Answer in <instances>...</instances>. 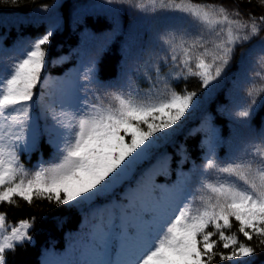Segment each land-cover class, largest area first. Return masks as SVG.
<instances>
[{"label": "snow or ice", "instance_id": "1", "mask_svg": "<svg viewBox=\"0 0 264 264\" xmlns=\"http://www.w3.org/2000/svg\"><path fill=\"white\" fill-rule=\"evenodd\" d=\"M86 11L127 13L142 27L129 34L114 82L100 78L95 54L74 75L52 79L46 68L64 59L48 60L58 19L18 38L27 46L0 70V264H15L9 256L35 243L42 217L10 215L38 201L83 213L65 252L46 250L42 264H255L264 251V131L249 122L264 106L256 70L264 68V0H103L78 21ZM6 39L0 34L4 51ZM192 79L205 96L228 81L231 93L244 91L223 106L237 139L220 155L226 141L205 112L188 132L203 133L200 163L180 144L173 170L160 149L201 106Z\"/></svg>", "mask_w": 264, "mask_h": 264}, {"label": "trees", "instance_id": "2", "mask_svg": "<svg viewBox=\"0 0 264 264\" xmlns=\"http://www.w3.org/2000/svg\"><path fill=\"white\" fill-rule=\"evenodd\" d=\"M22 5L28 7H14L0 4V34L7 37L3 42L7 46L4 51L0 46V70L5 68L12 59L19 55V51L27 46V39L18 38L34 37L42 33L54 20H59L60 27L56 31L51 45H49L48 60L53 58L64 57L55 66L49 63L46 71L51 73L52 79L64 78L69 76L72 71L79 68L82 61H86L90 56L95 54L99 60L100 78L114 82L119 76L124 59L123 50L129 41V34L137 30L143 35L142 27L138 29L133 18L127 13H119L114 16L112 13L102 11H86L77 20V13L82 12L88 5L103 3V0H36L33 5L32 0H20ZM41 3L49 5L48 12H37L34 8ZM118 31L115 38L104 43L103 37L113 35V29ZM14 41L16 42L14 44ZM239 59V50L237 57ZM237 64L234 61L232 68L229 70V76L236 70ZM256 70L264 72L259 63ZM259 78L257 85H259ZM189 90H197L198 98L201 100V106L195 109L184 124L182 130L174 137V143H169L161 147L160 151H167L172 156V168H176V162L179 157L176 155L177 148L180 144L187 147L191 157L197 164L200 163V154L202 149L199 142L203 133L196 136H189V130L200 125L203 114L211 113L214 123L217 125L226 144L219 149L220 155L227 152V145L237 139V125L225 112L223 106L231 108L233 95L239 99L245 98V93L241 89L237 93H231V83L226 82L222 88H218L210 96H205L207 90L199 87L197 80L192 79L188 82ZM264 100V97H261ZM250 129L254 133L264 131V106H259L255 111L250 122ZM247 132V130H243ZM46 147V146H45ZM50 149L45 150V159H48ZM27 161V157L24 158ZM37 157H32L31 164L36 163ZM31 164L28 166L31 167ZM185 170L191 167V162L185 164ZM173 179L175 173L173 172ZM158 182H163V177L157 178ZM22 204V211L10 215V219L35 214L42 219H38L34 230L35 243L25 248H20L14 256H9L10 261L15 264H42L46 250H52L57 254H63L68 247L70 238L83 228V213L79 209L56 208L49 205L46 201H38L37 205L29 209ZM255 243V241H253ZM219 250H223L222 248ZM214 264H231V262H220L217 257ZM255 264H264V251L257 253Z\"/></svg>", "mask_w": 264, "mask_h": 264}, {"label": "rangeland", "instance_id": "3", "mask_svg": "<svg viewBox=\"0 0 264 264\" xmlns=\"http://www.w3.org/2000/svg\"><path fill=\"white\" fill-rule=\"evenodd\" d=\"M77 69H75L74 71H72V73L69 76H72L76 73ZM194 111V110H193ZM193 113V112H192ZM191 117V116H190ZM189 117V118H190ZM189 118L184 122V124L189 120ZM184 126V125H183Z\"/></svg>", "mask_w": 264, "mask_h": 264}]
</instances>
